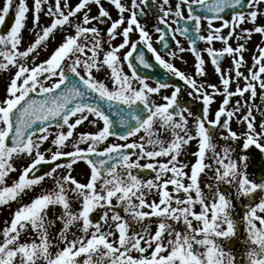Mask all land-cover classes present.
<instances>
[{"label": "snow or ice", "instance_id": "6c2138e0", "mask_svg": "<svg viewBox=\"0 0 264 264\" xmlns=\"http://www.w3.org/2000/svg\"><path fill=\"white\" fill-rule=\"evenodd\" d=\"M142 5L148 0H77L74 6L70 0H4L0 25L13 8L15 15L0 33V72L16 70L0 100V209L18 206L0 229V264H264V176L251 179L249 156L236 157L232 146L242 139V153L252 146L264 152V112L254 103L258 88L264 101V46H255L253 65L247 75L242 71L253 35L264 37V0H178L174 8L162 0L154 31L171 60L153 46L141 23L147 19ZM30 12L34 39L26 43ZM247 23L252 27H243ZM168 32L186 37L190 47L176 39L169 50ZM52 42L57 46L49 57L36 63ZM145 49L202 102L198 112L181 99L180 85L159 79L153 85L140 72L153 66ZM186 51L194 57L193 74L173 62ZM208 62L219 86L199 79L207 77ZM218 95L223 99L213 113ZM236 96L242 99L232 103ZM254 111L261 112L259 124ZM233 121L245 131L233 130ZM85 123L95 131H78ZM192 141L197 150L189 165L180 157ZM17 160L27 162L18 168ZM81 161L89 168L86 182L73 175ZM44 165L51 167L41 172ZM141 172L154 175L145 180ZM209 172L211 182L202 187ZM233 239L244 246L241 252L225 248Z\"/></svg>", "mask_w": 264, "mask_h": 264}, {"label": "flooded vegetation", "instance_id": "af4514ba", "mask_svg": "<svg viewBox=\"0 0 264 264\" xmlns=\"http://www.w3.org/2000/svg\"><path fill=\"white\" fill-rule=\"evenodd\" d=\"M77 2V0H70V4L72 6L75 5V3ZM139 2V0H138ZM178 2V0H170V5L174 8L175 4ZM162 3V0H148V5L144 6L142 5V7H145V12L147 13V19H141V23L146 24L147 25V30L150 32V34L152 35L153 38V46L161 52V55L165 57V59H169L171 60V57H168L166 55V52L163 48V44L158 42V34L154 31V26L159 25V21H158V16L161 15L162 13H160L159 10V5ZM246 3V0H245ZM262 8H264V5L261 6ZM197 8V12H203L202 9H199L198 6H196ZM245 10H247L245 8ZM184 12L185 15H187V11H186V6H184ZM231 9H228L225 11L224 16L226 19H231ZM97 13V8L95 5L92 6V14H96ZM112 15L113 17L116 16V11L112 10ZM170 22H172L175 17H170ZM49 22L48 18L46 16H42V24H47ZM261 23H264V18H261ZM185 22L183 20L180 21V24L183 25ZM191 22H189L190 24ZM216 26L220 25V21H216ZM162 26V25H161ZM101 27H105L106 25H102ZM176 25L173 23V28H175ZM204 27L206 28V22L204 24ZM243 27L246 28H251L252 25L250 23H247L245 25H243ZM227 29L224 30V33L226 34ZM206 34V32L204 33ZM138 35L137 34H133L132 35V39H137ZM167 41H168V45H169V50H175L176 49V39H179L181 41V44L183 47H185L186 49H188L190 47L188 40L186 37L181 36L179 34H176L175 37L173 36V34L171 32H168L167 35ZM121 42L120 38H117L114 43L115 44H119ZM198 46L200 49H204L206 47L205 42L202 41H198ZM231 43L233 44V46L235 47V41H231ZM257 44H261L262 46H264V37H262L259 34H254L251 42L247 45V51L245 52V59H246V67L242 68V71H244V73L247 75L248 74V68H250L253 65V59L252 57L254 55H258V51L256 49V45ZM139 47H144L142 44ZM214 47L217 49H220L221 47H223L221 42H215ZM145 54H146V58L149 59V62L153 65L151 68H144L143 66H140L139 70L143 75L149 76L150 83H153L154 85V81L159 79L162 81H168L169 83H173V84H178L182 87L183 91H182V95H181V99L187 104L190 105L192 110L194 112H198L200 109V105H201V101L196 99L195 97H189L187 95L188 89L184 88L183 82L180 81L178 78L175 77H171V75L169 73H167V71L161 66L159 65V63L157 61H155L154 57L152 56V54L150 52L147 51V49H145ZM183 55V59H177L175 61H173L175 63V65L177 67H179L181 70L185 71L188 74H193V69H194V57L191 54V52L186 51L185 53L182 54ZM205 59L206 61L208 60L207 55L205 54ZM231 63L230 58L228 59H224L223 60V64L222 66L227 69L229 67ZM206 69H207V77L205 78H199L201 80L206 79L209 83H215L219 86V77L218 75L214 72L213 66L211 65L210 62H208L206 64ZM125 71H129V69H127L125 67ZM234 76V73H233ZM240 84L243 85L244 81L241 79L240 80ZM236 87V84L233 83L231 85V88L234 89ZM171 89L168 90V92L164 93V94H170ZM258 95L255 98V105H258L261 109V112H264V101H262L260 99V90L259 88L257 89ZM249 95L250 94H245V97L243 99L248 100L249 99ZM155 99L160 100V97L157 96L155 97ZM223 97L222 96H216L215 101L213 102V104L211 105V111L214 113L218 107L220 102L222 101ZM242 99L239 96H236L233 98L232 103H234L236 100H240ZM160 102H163L162 100H160ZM261 112H255L254 114L257 117V124H259V121L261 120ZM82 128H86L85 130L88 131H95V128H91L87 123H85V125L83 127H80L78 129V131L83 130ZM232 128L233 130L237 131L238 133H243L245 131V127L241 126L240 124L236 123L235 121H233L232 123ZM84 130V131H85ZM219 133L217 134V142L224 144L225 141L220 140L219 138ZM110 140L112 142H118L116 141V138H110ZM264 142V141H262ZM243 144V140L241 139L240 141L236 142L235 144H233L232 146L235 147L237 149V147H242ZM244 154L249 156V161L248 163L251 164L252 166L255 165H261L263 166V175H264V152H261L259 149L255 148V146H252L249 150H247L246 152H244ZM236 156V153H235ZM148 161H141V163H146ZM262 166H260L262 168ZM142 179H148V175L146 176H141ZM99 213L96 214V216L98 217Z\"/></svg>", "mask_w": 264, "mask_h": 264}, {"label": "rangeland", "instance_id": "374dc122", "mask_svg": "<svg viewBox=\"0 0 264 264\" xmlns=\"http://www.w3.org/2000/svg\"><path fill=\"white\" fill-rule=\"evenodd\" d=\"M30 2H31V0H29V3H30ZM3 4H4V0H0V8L3 7ZM14 11H15V10H14ZM29 14H30V13H29ZM24 38H25V42L27 43V42H29V41H31V40L34 39V34H32V33H31L30 31H28V29L26 28V29L24 30ZM58 40H59V36L57 37V41H58ZM56 46H57V43H56V42H52V43H49V44L47 45L46 48H41V49H40V55H39L38 59L36 60V63H39L40 61H42V60L48 58L49 55L51 54V52L54 50V48H55ZM15 70H16V69L13 68L11 73L0 72V100H2V99L4 98V96H5V89H6V85H7L8 81H9V77H10V75H11L12 73L15 72ZM99 78L102 79V78H103V74H101ZM82 129H83V130H81V131H84L86 128H82ZM54 130H55V129H53V131H54ZM169 136H170L169 133H162L161 138L167 140V139L169 138ZM108 142L111 143L112 141L109 140ZM191 144H192V142H191ZM191 144L187 147V154H186V155H182V156L180 157V159H181L182 161H184L185 163H188L189 165H190L191 163H193L194 160H195V157L192 156L191 153H193V152L196 151V146H195L196 143H194L192 146H191ZM218 144L221 145L222 143H219V142H218ZM221 146H222V145H221ZM44 147L47 148V147H49V145H48V144H45ZM100 147L102 148L103 146H100ZM217 150L219 151L220 149L218 148ZM209 155H210V153H209ZM26 162H27V161H20V160H17V161H16V165H17V167L19 168V167L21 166L22 163H26ZM207 162H210V161L206 159V163H207ZM188 171L190 172V168L188 169ZM88 173H89V172H88L86 166H84L83 162L81 161V162H78L77 165L75 166V170H74V172H73V175H74L76 178L82 176V177H81L82 180L80 179L81 182H86V179H88ZM18 175H19V172H16V173H12V174H10V178H9V180H8V183L11 184L12 180H14L15 178H17ZM211 175H212L211 172H209L208 175H204V174H202V177H203V179H202V187H203V184H204V183H206V182H211V181L209 180V177H210ZM249 176H250V178L253 179V180H257V181L259 180V179H258L254 174H252V173H249ZM47 185H48V184H47ZM51 186H52V184L49 185V186H47V187H51ZM45 187H46V182H45ZM225 187H226V191H228L229 189L227 188L226 185H225ZM205 191L207 192V189H205ZM39 192H40V189L37 188V189L35 190V193H30L29 195L32 196V195H35L36 193H39ZM148 199H149V201H151L152 199H157V200H158V197H156V196H150V197H148ZM28 200H29V196H25V197H24V202H28ZM234 203L237 204V208H238V210L242 211V208H241L239 202H238V201H234ZM17 206H18L17 203L13 202V203H11L10 208H9V207H3L2 209H0V229H2V228L5 226V224H4L5 220H10V218H11V216H12V214H13V210H15V209L17 208ZM196 210L199 211V207H197ZM56 211H57V210H56ZM155 227H156V225L153 224V231L155 230ZM25 239H27V237H25ZM243 247H244V246H243L242 244H240V246L234 248L233 251H234V252H237V253H238V252H241V251L243 250ZM225 248L227 249L226 244H225ZM133 255H138V254H137V253H133Z\"/></svg>", "mask_w": 264, "mask_h": 264}, {"label": "water", "instance_id": "95a60500", "mask_svg": "<svg viewBox=\"0 0 264 264\" xmlns=\"http://www.w3.org/2000/svg\"><path fill=\"white\" fill-rule=\"evenodd\" d=\"M13 24V22H12V18H11V16H7L6 17V22L1 26V28H0V33H4L6 30H7V25H12ZM105 109H106V111H107V108H106V105H105ZM112 115H113V118L115 119L116 117H115V114H114V112L113 113H111ZM51 167V165H44V166H42L41 167V169H40V171L41 172H43V171H46V170H48L49 168ZM142 174H145L144 172H141ZM223 189V188H222ZM236 243V240L235 239H233L231 242H228V247H232L234 244Z\"/></svg>", "mask_w": 264, "mask_h": 264}]
</instances>
